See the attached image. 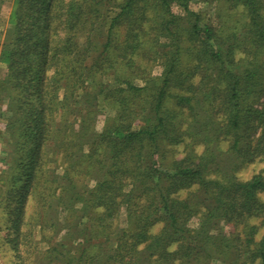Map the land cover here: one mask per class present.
<instances>
[{"label":"trees","instance_id":"1","mask_svg":"<svg viewBox=\"0 0 264 264\" xmlns=\"http://www.w3.org/2000/svg\"><path fill=\"white\" fill-rule=\"evenodd\" d=\"M59 1L19 0L21 7L18 12L19 20L8 29L7 41L3 45V53L11 61L10 69L13 75L11 76L10 72L9 77L1 84L11 82L14 77L16 81L14 87L16 90L20 89L19 96L16 98L18 110L16 112L8 110L11 115L13 112V115L9 116L8 124L18 118L17 127L22 130L21 133L25 137L30 138L33 144V148L28 149L30 161H17L24 168V175L34 170L36 162L34 157L38 156L46 124L48 93L45 87L49 84L48 70L53 40L49 34L44 35L43 31L52 23L54 16L52 9ZM76 1L69 2L68 5L72 8L87 6L90 22H93L94 15L96 18L104 17L102 0ZM191 1L193 0L115 2V7H119V10L110 20L108 35H111L115 25L123 24V20L126 24L129 21V27H131V23L137 18L136 13L141 19H150L145 9L155 17L154 22L159 24L158 31H166L172 36L177 33L172 28L173 24L180 26L176 21V15L171 12L173 4H176L182 10L181 12L195 16L194 22L189 19L191 21L186 30L189 35L198 36L200 45L195 44L189 47V53L180 56L181 45L174 39V50L171 51L173 55L168 59L167 71L161 77L162 86L151 95L154 101L149 106H138L137 109L136 105L131 104V94L137 95L146 90L144 86H136L130 81L120 80L126 86H121L120 83L113 90L112 88L107 90L108 96L118 93L119 107L115 116L116 120L109 122L101 132H95L98 110L95 112L90 107L96 105V96L91 94L96 95L99 79L93 78L91 88L85 89L78 81L74 82V86L72 85L71 73L69 76H64L65 79H69L68 86L71 83L72 88L66 92L61 101L60 107L63 108V114L70 112V105L72 106L73 97L77 95L78 88L82 89L80 96L90 95L85 104L86 111H78L81 119L77 124L78 130H75L74 134L83 141L91 138V146H96L95 149L92 148V152L88 153L90 163L96 162L95 159L93 161L90 158L95 157V152L102 154L96 158L102 167L100 172L102 179L98 180L94 188L88 190L92 199L87 201V203L92 201L93 207L95 204L101 209L93 218L92 227L86 228L88 237L80 256L65 249L67 252L62 256L64 264H139L136 255L144 252H148L149 261L158 264L163 263L168 257H172L174 261L179 259L181 264H195L194 261L202 259L203 256L209 258L206 261L207 264H264V235L257 242L254 228L243 238L235 234L231 236L233 234L225 230V226L231 221L244 223L254 215L263 216L264 223V200L260 197V194L264 192L263 174L241 180L236 173L242 166L255 162L259 155H264V100H262L264 99V71L261 72L264 68V58L260 66L250 68V65H256H253L251 54L253 59L257 58L259 53H262L264 57V0H237L246 7L249 18V23H246L244 27L246 39L241 40L226 36L224 31L211 24L201 26L199 15L190 10ZM170 14L171 19H168L167 15ZM156 16L163 18L158 20ZM139 27L142 41L148 34V30L142 25ZM126 31L125 27L122 49L125 52L127 48L133 51L140 41L139 34L133 32V28ZM223 35H225L224 38H222ZM241 47L250 53L245 56L247 63L245 65H241L236 59L237 49ZM199 53L206 65L211 66L208 69L216 70L226 75L227 79L229 78L225 127L227 130L235 131L230 148L239 158L230 166L223 167L221 159L215 156V153L208 152L202 155L198 162L189 163L186 158L175 162L172 169L163 170L159 164L158 140L164 139L172 143L182 141L186 129L176 126L177 108L187 110L189 116L195 109L192 97L183 95L182 92L173 93L175 76L182 75L176 61L183 64L185 56L191 54L195 58V55L198 56ZM94 63L96 64L95 60ZM50 81L54 86L62 82V77H56L54 72ZM218 86L212 89H218ZM67 88L66 86L65 89ZM171 96L175 98L173 103L176 113L171 108L167 112L164 105ZM0 97L6 98L8 95L0 89ZM207 97L214 100L211 92L207 94ZM53 99V103L57 106L55 94ZM133 115H138L135 120L141 121L140 125L136 123L139 127L134 128V122H127V119H133ZM13 116L14 119L10 120ZM71 132L73 133L72 130ZM211 166L216 167L220 176L209 178L206 175V172L210 174ZM127 184L132 185V189L126 193L123 189ZM193 186H197L196 193L202 192L208 200L203 198L194 203L196 199L191 196L182 202L184 211L189 213L182 220L183 216L179 214L180 210L174 195ZM135 196L141 197L142 202L135 201ZM145 197H149L150 200L144 201ZM78 198L82 197L78 196ZM68 199L67 203L63 202L64 208L74 207L76 201L84 202L85 200V198L76 200L75 196H68ZM202 203L204 205L202 210L196 209L197 213H201L200 227L186 228L184 221L188 220L194 209L191 206L202 205ZM122 207H125L129 214V224L127 228L121 230L120 238L113 241L112 236L116 231H108L110 227L108 220L115 215V212H120ZM163 220H165L163 231L160 234H153L152 227ZM95 237V241L102 238L104 241L94 242ZM171 240L179 244L174 251L167 245ZM142 244H145L143 248ZM94 247H97V250L92 252ZM153 258L156 259L153 260Z\"/></svg>","mask_w":264,"mask_h":264},{"label":"rangeland","instance_id":"2","mask_svg":"<svg viewBox=\"0 0 264 264\" xmlns=\"http://www.w3.org/2000/svg\"><path fill=\"white\" fill-rule=\"evenodd\" d=\"M62 1L60 0L53 7L52 23L43 31L44 35L49 34L53 40L48 70L49 84L45 87L48 93L46 124L38 156L34 157L36 159L34 170L24 175V168L17 161H30L28 149L33 144L30 138L25 137L21 133L22 130L17 127L18 118L15 117L16 120L8 124L9 116L18 110L16 98L19 96L20 89H15L14 77L11 82L1 84L11 72V61L3 53V45L7 41L8 29L19 20L18 12L21 7L19 0H0V89L8 95L6 98L0 97V251L4 264H64L62 256L67 252L65 249L80 256L88 237L86 228L92 227L93 218L101 209L95 204L93 207L92 201L89 203L87 201L92 199L88 190L94 188L98 180L102 179V173H100L102 167L96 159L102 154L95 152V157L90 158L93 161L95 159L97 163H90L88 153L92 152V148L95 149L96 146H91V138L83 141L74 134L75 130H78L77 124L81 119L78 111H86L85 104L90 95L80 96L82 89L78 88L77 95L73 97L72 106L71 102H68L70 112L63 114V108L60 107L66 92L72 88V85L74 86V82H81L82 88L90 89L93 78L99 79L96 95L91 94L96 96V105L90 108L99 111L96 116L95 132H101L104 126L116 120L115 116L119 107L118 93L108 96V89L113 90L121 83L120 80L130 81L136 86H144L146 90L137 95L131 94V104L136 105L137 109L138 106H149L154 101L151 95L162 86L161 77L167 71L168 59L173 55L171 51L174 50V39L181 45L180 56L189 53V47L195 44L200 45L198 36L189 35L186 30L190 21H195V16L181 12L182 10L176 4H173L171 12L176 15V21L180 26L173 24L172 28L177 31L173 36L166 31H158L159 24L154 22L155 17L147 9L145 10L150 19H141L136 13L137 18L131 23V27H129V21L126 24L123 20L124 27H122L123 24L115 25L111 35H108L110 20L119 10V7H115V2L118 3L121 0H102L105 19L104 17L96 18L94 15L93 22L88 19L87 6L72 8L68 3L77 2L76 0ZM189 7L199 15L201 26L211 24L224 31L230 38L246 39L244 27L246 23H249V18L246 7L237 0H193L189 3ZM167 16L171 19V14ZM156 18L161 20L163 17L156 16ZM140 25L148 30V34L142 41ZM125 27L126 32L129 28H133V32L139 34L141 43L139 41L133 51L127 48L125 52L122 49ZM249 54L243 47L238 48L236 59L241 65H245L247 64L245 56ZM200 57L201 53L198 56L195 55V58L190 54L185 56L183 64L176 61L182 75L175 76L173 93L182 92L183 95L192 97L195 109L189 116L187 110L177 108L176 126L186 129L182 141L172 143L164 139L158 140L160 145L158 158L160 168L163 170L172 169L175 162L186 158L189 163L198 162L200 157L208 152L215 153V156L221 159L223 167L230 166L239 158L230 148L235 131L227 130L225 127L229 78L227 79L226 75L216 70L208 69L211 66L206 65L205 60ZM263 58L262 53L254 59L251 54L253 65H256H250V68L260 66ZM67 65L69 67H66ZM263 71L264 68L261 72ZM54 72L56 77H62V82L53 86L50 77ZM69 73L73 81L71 80L72 85L70 83L68 86L70 81L64 76H69ZM12 75L13 72H11ZM214 83V86L219 85L218 89H212ZM121 84L126 86L125 83ZM66 86L67 89H65ZM209 92L214 100L207 97ZM54 94L58 102L57 106L53 103ZM174 101V96H171L164 102L167 112L171 108L176 113ZM9 109L13 111L12 115L8 112ZM137 116L133 115V119H127V122H134V128L139 127L136 123L141 124L140 120H135ZM11 119H14V116L10 117ZM34 134L36 135L37 132ZM32 152L35 154L34 150ZM209 171L210 174L206 172L209 178L220 174L215 166H211ZM236 173L241 180H248L260 173L264 176V155H259L255 162L242 166ZM196 187L183 189L174 195L181 212L179 214L183 216L182 220L189 214L188 211L187 213L184 211L182 202L191 196L196 199L194 203L203 198L208 200L202 192H195ZM131 189L132 185L127 184L123 191L127 193ZM68 196H75L76 200L83 198L85 200L84 202L76 201L74 207L64 208L63 202L69 201ZM260 197L264 200V192L260 194ZM134 200L142 202L139 196H135ZM149 200V197L144 198L146 202ZM191 207L194 208L193 213L188 220L184 221L185 227L199 228L201 213H197L196 209L202 210L204 205L202 203V205ZM108 212L111 213V211ZM108 222L110 224L108 231H116L112 236L115 241L120 238L121 230L127 228L129 224V214L125 207H122L120 212H115ZM164 222L165 220L158 221L152 227V233L160 234L165 227ZM252 228L255 230L258 242L264 235L263 216H251L244 223L231 221L225 226V230L233 234L231 236L239 235L242 238ZM95 240L96 237L94 242H101L104 238ZM167 245L174 251L179 244L171 240ZM144 246L145 244L141 245L142 248ZM95 250L97 247L91 251ZM147 256L148 252L136 255L138 263L158 264L149 261ZM207 260L209 258L203 256L194 263L207 264ZM159 264H181V261L179 259L174 261L172 257H168Z\"/></svg>","mask_w":264,"mask_h":264},{"label":"built area","instance_id":"3","mask_svg":"<svg viewBox=\"0 0 264 264\" xmlns=\"http://www.w3.org/2000/svg\"><path fill=\"white\" fill-rule=\"evenodd\" d=\"M0 264H4V262H3V256L1 254V251H0Z\"/></svg>","mask_w":264,"mask_h":264}]
</instances>
